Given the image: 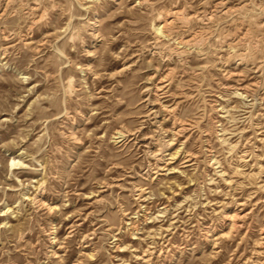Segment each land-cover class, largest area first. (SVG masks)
<instances>
[{"label": "rangeland", "instance_id": "374dc122", "mask_svg": "<svg viewBox=\"0 0 264 264\" xmlns=\"http://www.w3.org/2000/svg\"><path fill=\"white\" fill-rule=\"evenodd\" d=\"M13 1L0 0V264H264V0ZM157 125L179 150L161 176L144 155ZM119 130L135 137L115 143Z\"/></svg>", "mask_w": 264, "mask_h": 264}, {"label": "bare ground", "instance_id": "6f19581e", "mask_svg": "<svg viewBox=\"0 0 264 264\" xmlns=\"http://www.w3.org/2000/svg\"><path fill=\"white\" fill-rule=\"evenodd\" d=\"M23 1V0H22ZM21 1V2H22ZM11 2V1H10ZM9 2V3H10ZM13 2H15V0L13 1ZM142 0H138L137 1V4L138 5H141L142 4ZM7 3H8V1H7ZM23 3V2H22ZM25 4H23V6H24ZM31 8V7H30ZM34 8V7H33ZM35 9H36V7H35ZM34 9V10H35ZM33 10V9H32ZM215 10H216V12H222V13H227L229 10H227L226 9V7H225V4H223V3H217L216 5H215ZM214 13V12H213ZM178 12H172V13H170V14H168L167 15V17H166V15H165V17H166V19H164L158 26H154V28H153V31H154V34H155V36L156 37H158V38H160V37H163V38H166V37H168V33H167V29H169L170 27L169 26H172V22H173V20H176L177 18H178ZM203 17H206L205 15L203 16ZM208 18V17H207ZM188 20V19H187ZM169 27V28H168ZM3 37V36H2ZM9 38H8V36L6 35V33H4V37H3V40L4 41H7ZM167 39V38H166ZM178 45H180V46H186L187 44H188V42H184V41H179L178 43H177ZM176 44V45H177ZM156 49V48H155ZM4 51V50H3ZM156 53V55L157 56H159L160 58H166V57H169V53L168 52H165V51H162V50H160V49H157V52H155ZM89 56V55H88ZM159 58V59H160ZM162 60V59H161ZM169 60V59H168ZM123 70H125V69H123ZM163 82V81H162ZM157 88V87H156ZM248 88H246V89H239V90H241L242 92L241 93H237V95L239 96V97H241V98H243L245 95H246V92L248 91L247 90ZM164 93H162V95H163ZM243 94H245L244 96H243ZM247 97V96H246ZM162 98V97H161ZM163 109V108H162ZM163 111V110H162ZM153 113V112H152ZM153 115V114H152ZM185 124V123H184ZM161 125H162V123H161ZM158 126V125H157ZM174 128V127H173ZM185 130H186V127H184V125H177V130H176V135H180V134H182V133H184L185 132ZM172 131V130H171ZM170 131V132H171ZM167 132H169L168 130H167ZM175 134V133H174ZM129 137H135V134H129V133H127V131L125 132V131H123V130H119V131H117V132H115V134H114V137H113V139H114V142L115 143H125L126 141H127V138H129ZM170 137V136H169ZM151 140L154 142V145L155 146H157V148H158V150L156 151V152H152V151H150V150H147L145 153H144V155L146 154L147 156H150L151 158H152V160H154L155 161V167H154V169H155V171H153L152 173L153 174H157V175H160L161 176V174H160V172L161 171H165V172H167V171H169V169H167V167H169V165L170 164H172L171 162H172V160H174V159H176L177 158V156L179 155V150L178 151H175L174 153H172V152H169V150H170V148H171V146H172V144H173V142H171V140L170 139H167V135H166V132H164L163 131V128H161V126H158L157 128H156V130L154 131V135L151 137ZM186 155V154H185ZM192 158L193 157H191V155L190 154H188V155H186L185 156V163L186 164H189L190 162H191V160H192ZM180 160H181V158H180ZM174 164V163H173ZM185 164V165H186ZM23 162H22V160H21V158H19V159H12L11 160V164H10V167L11 168H14V167H18V168H23ZM187 166H190V165H187ZM184 168V167H183ZM150 170V169H149ZM148 170V171H149ZM172 170V173H175V171H174V169H171ZM171 170H170V172L168 173V174H170L171 173ZM149 173V172H148ZM151 174V173H150ZM166 175H167V173H166ZM171 175V174H170ZM164 176V175H163ZM42 184H40L38 187H37V190H36V193H35V195L33 196V198H32V201H33V203L35 204V205H37V207L39 206V207H45L46 208V204H45V200L43 199V192H42ZM139 191V198H140V201L141 202H146L145 201V199L142 197L143 196V194H144V192H143V190L142 189H139L138 190ZM137 191V192H138ZM138 196V195H137ZM26 199V198H25ZM139 201V202H140ZM54 208H51V207H47V210L49 211V212H51L52 210H53ZM9 210V209H8ZM8 210H7V212H8ZM54 210H56V208L54 209ZM53 210V211H54ZM227 216V215H226ZM238 216V215H237ZM234 217H236V216H234ZM238 217H240V216H238ZM237 218V217H236ZM228 220H232L231 219V217H229V219L227 218V221ZM236 224V223H235ZM232 226H234V225H232ZM234 228V227H233ZM73 229V228H72ZM232 229V228H231ZM68 234H70V233H68ZM50 244H51V250L49 251V253L51 254V256L53 257V258H58V256H57V251H55L54 250V244H57V242H58V240L56 239V235H55V232L53 231V230H51V232H50ZM156 244V243H155ZM59 250H60V248H59ZM149 251V250H148ZM153 252V251H152ZM89 257H93V255H89ZM143 257L145 258V257H147L145 254L143 255ZM139 258V257H138ZM144 258H139V260H142V259H144ZM145 260H147V258L145 259ZM148 261V260H147ZM150 263V262H149Z\"/></svg>", "mask_w": 264, "mask_h": 264}]
</instances>
